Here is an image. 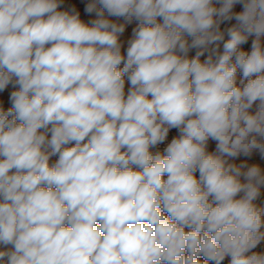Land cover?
<instances>
[{
    "label": "clouds",
    "instance_id": "clouds-1",
    "mask_svg": "<svg viewBox=\"0 0 264 264\" xmlns=\"http://www.w3.org/2000/svg\"><path fill=\"white\" fill-rule=\"evenodd\" d=\"M262 190L264 0H0V264H264Z\"/></svg>",
    "mask_w": 264,
    "mask_h": 264
},
{
    "label": "crops",
    "instance_id": "crops-1",
    "mask_svg": "<svg viewBox=\"0 0 264 264\" xmlns=\"http://www.w3.org/2000/svg\"><path fill=\"white\" fill-rule=\"evenodd\" d=\"M65 2H66V5H67V6H69V7L71 6V0H65ZM237 10H239V9H237ZM81 11H82V10H81ZM82 18L85 19V21H87V20L90 19V18H96V17H95V15L93 14L91 17H85V16L82 15ZM130 35H131V29L128 28V29L126 30L125 35L122 37V40L126 41L128 38H130ZM125 47H126V45H125ZM122 51H123V49H122ZM127 87H128V84H127V82H126V90H127ZM55 159H56V158L53 157V158H52V161H54ZM253 160H255V161H258V160H259V157H258L257 154H254ZM235 162H236V163H240L241 161H240V160H236ZM249 162L251 163V161H249ZM262 191H264V190H262ZM262 200H264V196H262ZM258 203H259V201H258ZM225 264H226V262H225Z\"/></svg>",
    "mask_w": 264,
    "mask_h": 264
},
{
    "label": "built area",
    "instance_id": "built-area-1",
    "mask_svg": "<svg viewBox=\"0 0 264 264\" xmlns=\"http://www.w3.org/2000/svg\"><path fill=\"white\" fill-rule=\"evenodd\" d=\"M172 134H174V133H172ZM163 147H164V145L159 146V150L162 151L163 150ZM253 251H261V252H264V242H262L261 245H259L257 247V249H254Z\"/></svg>",
    "mask_w": 264,
    "mask_h": 264
}]
</instances>
